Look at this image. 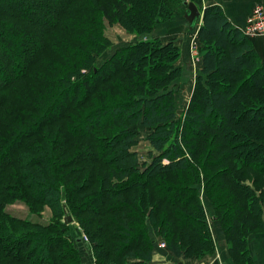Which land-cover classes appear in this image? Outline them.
Masks as SVG:
<instances>
[{"label": "trees", "instance_id": "16d2710c", "mask_svg": "<svg viewBox=\"0 0 264 264\" xmlns=\"http://www.w3.org/2000/svg\"><path fill=\"white\" fill-rule=\"evenodd\" d=\"M82 1L0 0V81L6 84L0 86V220L6 219L0 264H81L74 259L79 250L64 222L12 214L6 206L16 200L31 211L47 203L55 216L70 212L88 237L97 264H151L159 239L178 259L203 258L213 251V234L200 188L191 186L192 176H184L196 166L231 256L237 264H254L246 254L251 234L264 228V182L257 194L244 181L257 184L264 177L263 105L254 104L247 112L249 126L260 135L252 138L250 144L256 145L246 154L235 152L231 127L234 107L247 93L243 88L263 90L264 57L220 6L205 8L198 31L202 68L194 92L201 104L187 111L180 127L172 88L158 79L152 87L140 81L132 89L124 74L157 39L110 49L108 58H97L108 49L102 18L126 25L123 17L128 16L140 28L142 23L129 13L136 12V5L93 0L96 37L89 44L74 35L73 20L81 17L84 23ZM164 9L154 1L148 12L136 13L154 22ZM171 46L173 42L157 48ZM172 55L170 51L168 57ZM51 94L53 103L39 114ZM136 124L149 129L156 151L145 167L130 150ZM202 133L205 138L194 146L192 137ZM31 159L36 172L24 170V161ZM238 164L248 170L241 172ZM157 179L163 188L154 186ZM149 186L157 189L149 197L130 194Z\"/></svg>", "mask_w": 264, "mask_h": 264}, {"label": "rangeland", "instance_id": "374dc122", "mask_svg": "<svg viewBox=\"0 0 264 264\" xmlns=\"http://www.w3.org/2000/svg\"><path fill=\"white\" fill-rule=\"evenodd\" d=\"M93 0H83L81 5L84 6L85 3V12H83V19L84 23L82 24L81 17L78 18L80 22H77L73 20V24L75 22L76 32L74 35L81 41V42H91L95 39V34L92 33V30H96L95 28L92 29L94 26V21H96L95 14L92 13L94 9V4L92 2ZM110 1V0H107ZM125 2H133L136 8V12L138 10L141 12H148L149 8H152L153 2L157 1V3H163V6H165L164 11L159 14L158 18L152 21V18L149 16L148 20L144 18V14L142 13H136L134 11H131L129 13H132V16L137 18L138 21L142 23V27H134L132 25V20L128 19V16L126 18L123 17V20L125 21L124 25L120 21L116 20H110L106 17H103L101 20V25L103 29L104 37L107 40L108 49H105L97 58L100 59V61L105 60L110 56V51L118 49L119 47H125L130 45L133 42H138L139 40H156L151 43L149 47L143 51L141 54L144 59L139 58V62L136 60L137 65H133L130 69H127L124 71L125 76L128 79L129 82V88L135 89L137 84H139L140 81H143L146 85V87H152L155 83H157V80L160 79V84L166 85L168 88H172L174 90V97L177 107V124L178 126H182L183 119L185 114L190 108L198 107V105L201 104L200 101L196 99V96L194 95L196 86L199 82L198 74L200 73V70L202 68V42L198 38V31L199 27L203 22V17L199 19V22L196 27L193 29L189 26V20L186 17L185 13V5L182 4V0H124ZM188 1V0H186ZM194 1V0H192ZM141 5V7L138 5ZM154 10H157L154 8ZM148 14V13H147ZM202 14L204 16V10H202ZM142 15V16H141ZM142 18L146 20V22H142L139 18ZM146 17V15H145ZM248 18V17H247ZM134 19V18H133ZM90 23H89V21ZM157 21V22H156ZM153 22V24H152ZM80 23V24H79ZM155 23V24H154ZM93 24V25H92ZM127 26V27H126ZM148 26L147 29H144ZM258 36H263L264 34L257 35V36H251L249 38H255ZM173 42L175 46H171V48L168 49H158V45H163V43H169ZM61 44V43H60ZM59 45V43H57ZM111 49V50H110ZM173 52V55L171 58L168 57L169 52ZM23 63V60L20 61ZM17 71L19 70V67H16ZM246 77V75H243L241 79L243 80ZM5 81H0V86L2 88L5 86ZM193 86V87H192ZM157 88L158 86L155 85ZM60 88V87H59ZM54 90H58L54 88ZM243 90H246V96L241 98L238 102V104L234 107L235 111V122L234 126L231 127V130L234 134L233 146L235 147V152L239 154H246L249 150L253 149L255 147V143H251L253 137H256V135H260V132L255 131L256 129L249 126V118L250 116L249 112L253 107L254 104H260L264 107V86L262 89H251V87L248 85L247 87H244ZM23 93H27L26 90L23 88ZM20 94V93H19ZM28 94V93H27ZM26 94V95H27ZM136 94V93H135ZM51 99L47 98L44 99V104L41 105V108L39 110V114L41 111L43 112L45 109H47L48 106H50L54 101V96L51 94ZM18 102L20 104H23L22 99L19 98ZM247 113V114H246ZM264 123V120H263ZM45 133H47L49 128H46ZM134 130L137 132L136 134V142L130 147V150L133 152H137L139 155L140 161L142 162V167H145V165L152 162L154 158V151L152 145L150 144V141L148 139L149 135V129L147 127H144L140 124H136L134 126ZM230 130L229 134H232ZM258 130V129H257ZM55 132V131H53ZM257 132V133H256ZM264 132V131H261ZM205 134L202 133L198 136V138H195V136L192 137V142L194 146H196L198 143H201L202 140L205 138ZM49 136V135H48ZM60 136H57V139H60ZM210 136V135H209ZM264 136V134H263ZM37 138V137H34ZM50 144V143H49ZM49 150V153L51 152L50 147L47 148ZM154 152L151 154L150 152ZM246 152V153H245ZM219 157V156H218ZM26 162V166L24 170H33V172H36V165L32 167L33 160L24 161ZM29 163V165H28ZM224 164V163H223ZM241 164V163H240ZM240 164L237 165V169L241 172H245L248 169L242 167ZM252 164L258 165V161H253ZM79 166V164L69 167V169H73L74 167ZM223 166H219L216 168H223ZM215 168V167H214ZM68 169V170H69ZM201 169L193 168V173H185L184 176L186 178H189L192 176V185L191 186H197L200 188V200L204 204L205 211H207L208 214V221L209 225L212 231V242L214 244L213 251L209 254H207L204 257L212 256L214 253L223 245L229 249L228 241L226 238V233L224 228L221 226L220 221L214 220L213 214L215 213L214 208L210 204L209 197L207 196L203 183L201 181ZM160 178V177H159ZM158 178V179H159ZM154 181L153 184L155 187H159L160 189L165 186L164 182H161L159 185V181ZM261 179L264 177H260L257 184L254 183L253 179H247L244 181V184L249 185L252 187V189L257 190V194L260 191V185ZM157 185V186H156ZM152 186L148 188H135L130 194H133L132 196H144L149 197L147 193L155 192L157 189ZM263 187V184L261 185ZM1 193V192H0ZM0 200H2V194H0ZM180 206V205H179ZM167 207V206H165ZM36 210H29V207L23 203L22 201L16 200L15 202L9 203L6 206V210L9 211L12 214L21 216V217H28L29 219H32L34 221L40 220L45 223L59 221L64 222L67 227V233L69 236L73 237V244L74 246L79 250V252H76L74 255V259L78 261L80 260L81 264H97L96 259L94 256V251L91 248L90 244L88 243V237L85 236L83 233L79 223L77 220L68 223L66 221V215L71 214L70 212L66 211V214L64 216H55V213L50 205L43 204L39 205ZM262 209L264 210V204H262ZM72 215V214H71ZM73 216V215H72ZM5 217L1 218L0 220V234L4 231L2 225L5 223ZM180 221V220H179ZM203 228V227H202ZM153 234H156L155 231H152ZM197 232H199V227H197ZM260 229L256 231V233H259ZM54 234V232H52ZM72 238V239H73ZM81 238V239H78ZM160 238V237H159ZM160 245L164 242L159 239ZM249 245V243H248ZM160 247V246H159ZM166 249L167 247L162 246L159 249L156 250L155 255L158 253H161L162 250ZM251 250L248 248L246 256L250 257ZM56 257V254H55ZM203 257V258H204ZM198 259H202L196 256L186 258L188 261L187 263H192ZM234 260V259H233ZM253 260V255H252ZM186 263V264H187ZM235 264H237L234 261ZM152 264V263H151ZM255 264V262H254Z\"/></svg>", "mask_w": 264, "mask_h": 264}, {"label": "crops", "instance_id": "0c3cea01", "mask_svg": "<svg viewBox=\"0 0 264 264\" xmlns=\"http://www.w3.org/2000/svg\"><path fill=\"white\" fill-rule=\"evenodd\" d=\"M192 1V0H188ZM199 6L201 12L205 8L213 5H218L222 8L224 14L238 27H242L247 17L253 11V8L258 5H264V0H194ZM199 22V20H198ZM192 29V28H191ZM251 42L261 57H264V37L258 36L250 38ZM248 248L251 250L250 258L255 264H264V228L259 233H253L249 237ZM186 259H178L168 250L164 249L161 253L154 255L152 264H186ZM192 264V263H187ZM194 264H235L229 249L221 246L212 256H207L198 259Z\"/></svg>", "mask_w": 264, "mask_h": 264}, {"label": "built area", "instance_id": "2783aa9c", "mask_svg": "<svg viewBox=\"0 0 264 264\" xmlns=\"http://www.w3.org/2000/svg\"><path fill=\"white\" fill-rule=\"evenodd\" d=\"M240 28L248 37L264 34V5H256L246 19L245 24ZM159 246H165V242L159 244Z\"/></svg>", "mask_w": 264, "mask_h": 264}, {"label": "water", "instance_id": "95a60500", "mask_svg": "<svg viewBox=\"0 0 264 264\" xmlns=\"http://www.w3.org/2000/svg\"><path fill=\"white\" fill-rule=\"evenodd\" d=\"M185 4L187 5L186 17L189 20L190 28L193 29L197 26L198 20L203 17V14L195 1H185ZM63 197H65V193L63 194ZM75 220L76 219L71 214L66 215V221L68 223H71Z\"/></svg>", "mask_w": 264, "mask_h": 264}, {"label": "bare ground", "instance_id": "6f19581e", "mask_svg": "<svg viewBox=\"0 0 264 264\" xmlns=\"http://www.w3.org/2000/svg\"><path fill=\"white\" fill-rule=\"evenodd\" d=\"M193 87V86H192Z\"/></svg>", "mask_w": 264, "mask_h": 264}]
</instances>
